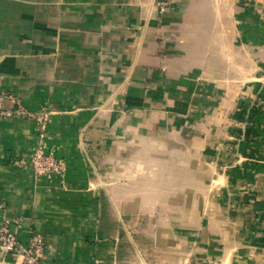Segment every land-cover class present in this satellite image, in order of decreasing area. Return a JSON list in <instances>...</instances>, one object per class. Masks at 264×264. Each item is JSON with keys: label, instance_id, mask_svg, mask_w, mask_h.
<instances>
[{"label": "crops", "instance_id": "1", "mask_svg": "<svg viewBox=\"0 0 264 264\" xmlns=\"http://www.w3.org/2000/svg\"><path fill=\"white\" fill-rule=\"evenodd\" d=\"M258 1L253 13L241 0H0V91L51 111L45 148L67 168L35 175L37 122L0 118V229L24 245L41 235V264H144L129 205L167 196L187 229L207 198L221 215L195 226L217 242L204 259L264 264ZM151 225L174 259L175 225ZM0 264L23 263L0 246Z\"/></svg>", "mask_w": 264, "mask_h": 264}, {"label": "rangeland", "instance_id": "2", "mask_svg": "<svg viewBox=\"0 0 264 264\" xmlns=\"http://www.w3.org/2000/svg\"><path fill=\"white\" fill-rule=\"evenodd\" d=\"M260 1L262 2L264 0H259L258 2ZM241 2L243 7H245V12L250 11L255 13L257 12V8L259 9L257 3L254 6L253 0H241ZM260 8L262 7L260 6ZM198 187V184L192 182L193 189ZM177 188L183 189L184 185ZM198 199L199 198L195 200ZM159 200H161L162 204L158 207L154 206L153 211L148 209L135 212L133 209L136 208L133 205V207L129 205L127 222V224H129L128 236L133 243H136L131 244L129 251L132 252V254L137 255L138 258L143 257L144 264H218L216 260L204 259L205 254L212 252L216 253L218 249L217 242L215 240L205 242L206 239L203 236L204 232L202 233L201 229L195 227L204 224L207 228V224H220L217 217L221 215V213L212 210L214 207L211 205L210 199L205 198L206 202L209 204L205 207L208 208L206 212L199 213V211H194L195 208H198V205L194 204L192 206L191 224H193V227L191 226L187 229L184 226L186 215L182 209L179 208V210L176 207H165L166 205H164V203L166 204V201H169L167 196L159 197ZM155 201L157 200L155 199ZM151 204L150 201L148 205L151 206ZM151 224L175 225L176 237L178 239L174 245L175 247H170V252L175 255L174 259L167 258V245L161 241L165 234L162 232L158 233L157 229L152 227ZM208 232L213 234V230L209 229ZM184 255L187 256V261H183Z\"/></svg>", "mask_w": 264, "mask_h": 264}, {"label": "built area", "instance_id": "3", "mask_svg": "<svg viewBox=\"0 0 264 264\" xmlns=\"http://www.w3.org/2000/svg\"><path fill=\"white\" fill-rule=\"evenodd\" d=\"M28 117L37 122L38 145L30 158V164L35 175L64 174L66 164L63 160L48 152L44 140L47 134L48 122L51 111L44 108L38 111L28 110L15 93L0 91V118ZM15 225L20 223L14 220ZM0 246L6 251L15 253L23 264H41L45 240L41 235H35L32 240L24 245L15 229L5 223L0 229ZM88 264H100L94 261Z\"/></svg>", "mask_w": 264, "mask_h": 264}]
</instances>
